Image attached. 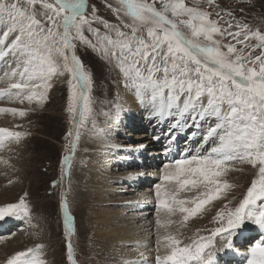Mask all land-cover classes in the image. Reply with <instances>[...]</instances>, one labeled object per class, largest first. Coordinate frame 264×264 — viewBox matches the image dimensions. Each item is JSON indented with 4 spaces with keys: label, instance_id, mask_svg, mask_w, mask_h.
<instances>
[{
    "label": "snow or ice",
    "instance_id": "obj_1",
    "mask_svg": "<svg viewBox=\"0 0 264 264\" xmlns=\"http://www.w3.org/2000/svg\"><path fill=\"white\" fill-rule=\"evenodd\" d=\"M214 2L206 0L208 5ZM199 3L194 0L196 6H189L185 0H117L119 6L112 11L126 31L97 17L95 7L89 17L86 0H0V61L8 65L3 73L7 86L0 87V99L43 105L53 78L67 73V112L74 127V132L67 133L70 152L76 150L92 103V77L75 54L76 41L90 45L114 66L124 87L136 94L152 117H173V128L188 126L189 118L198 127L200 122H208L195 153L181 155L160 169L163 183L155 186V196L156 226L162 231L157 236L155 264H217L218 254L233 249L234 237L246 224L264 232V33L240 22H236L235 32L229 31L231 22L222 29ZM93 22L103 24L108 31L101 34L91 27ZM86 25L94 33L95 43L85 39ZM225 33L243 47L237 49L232 43L221 46L215 37ZM10 36L14 38L6 43ZM257 49L259 54L254 55ZM0 113L26 115L24 109L14 107L0 108ZM24 135L0 128V150L18 143ZM209 143L213 146L203 150ZM71 159V155L65 156L62 164H70ZM235 162L255 170L242 199L235 207L225 204L216 211L213 223L217 226L208 235L197 230L187 242L181 239L173 225L184 227L207 204L235 187L224 179L230 170H242L232 167ZM0 163L8 161L0 157ZM193 191L191 198L180 197ZM60 209L65 235L70 237L73 226L66 193H62ZM178 213L182 218L173 219ZM5 218L31 223L24 197L0 206V220ZM43 247L36 244L17 252L6 264H46ZM67 252L70 264H76L70 240ZM139 256L146 259L143 252ZM246 264H264V236L248 247Z\"/></svg>",
    "mask_w": 264,
    "mask_h": 264
},
{
    "label": "rangeland",
    "instance_id": "obj_2",
    "mask_svg": "<svg viewBox=\"0 0 264 264\" xmlns=\"http://www.w3.org/2000/svg\"><path fill=\"white\" fill-rule=\"evenodd\" d=\"M185 3L189 6H196L194 0H185ZM118 6L117 0H86V14L91 17L92 9L95 7L97 17L109 24L120 25L122 30H126L123 29L120 20L112 11ZM198 6L211 13L210 18L218 20L222 29H226L228 23L231 22L233 27L229 31L235 32L237 30L235 24L240 22L247 23L253 31L259 30L264 33V0H215L213 5H208L206 0H200ZM36 7L39 11V5ZM228 12H231L232 16H228ZM121 18L127 22V17L123 14ZM91 27L99 29L101 34L108 31L103 24L97 22H93ZM0 35H2V26H0ZM83 35L86 40L96 42L94 33L88 31L87 25L84 26ZM13 38L14 36H10L6 43H10V39ZM215 38L220 41L221 46L232 43L237 49L243 47L227 33L223 37L217 35ZM75 43L77 44L75 54L83 63L86 71L91 74L93 83L90 92L91 112L87 114L85 123L80 129V138L74 153L66 147L71 139L67 133L69 130L74 132L67 112V80L69 79L67 73L62 77L53 78L52 87L48 90V98L43 105H37L35 102L29 104L27 101L21 104L18 101L11 102L7 98L0 99V108L14 107L26 111L23 117L0 113V128L25 133L18 143L7 144L4 149L0 150V157L8 161L7 164L0 163V206L17 203L21 197H24L31 215L30 224L19 218L0 220V264H6L7 259L12 255L26 251L36 244L44 246L43 258L46 264H70L67 259L69 240L73 247V259L76 264H123L125 261H138L136 264H155L157 235L153 236V233L157 229V212L156 208H152L154 200L147 204L150 208L145 211L146 214L143 213L144 216L142 214L143 219L139 218L141 226L146 225L143 224L145 218L150 220L151 226L144 228L140 235L139 230L133 233V235L137 234L138 238L151 233L144 247L148 244L154 249H152L150 258L143 259L142 262L137 254L138 246L133 247L128 241L124 243L123 238L121 243L116 244L113 243L115 238L111 237V240L99 238L98 228L104 230L106 226H96V222L101 219L100 217H104L103 213L108 206H111L114 214L108 217L111 220L109 221L110 228L118 227L120 219L127 223L123 231H127L133 223L139 224V220H134L132 214L139 212L140 207L144 205L137 202L138 196L141 195L140 192H151L156 190L157 184L163 183L160 180V169L164 164L178 159V153L181 154V148L186 145L185 140L188 139L182 140L183 144H177L178 148H174L176 151L174 154L169 150L164 155L166 160L160 157L162 156L160 152L166 150L167 144L153 141V136L159 134L158 129H149L152 121L145 122L144 118L137 120V117L142 115L143 117L148 116L149 112L146 107L136 104L137 101L133 99L136 94L124 87L123 78L114 66L99 53L93 51L90 45L81 44L79 41ZM251 43L254 44L256 41L252 40ZM223 50L226 51V49ZM245 51L248 50L245 49ZM258 54L259 49L254 55ZM7 70V63L0 61V87L7 86L3 76L4 71ZM128 97L132 100H126ZM133 104L136 107H133ZM126 122L131 123L128 124L130 126H125ZM114 126L115 129H112L111 127ZM148 129L147 134L145 130ZM191 130L195 134L196 130ZM102 135L105 138L101 137ZM142 135L145 137L149 135L150 138L152 137L149 141L155 142L152 154L144 153L145 148L140 147L143 142L147 141L145 137L139 138ZM122 145L124 149L120 148ZM138 146L139 148L136 149ZM210 147H212L211 143L207 144L203 150L210 149ZM194 148L197 149V147ZM136 150H139L137 154L129 153ZM191 150L192 148L184 155L196 152ZM69 155L72 157L70 164H62L63 158ZM132 155L140 159L139 163L145 160L147 165L137 169L135 167L126 168L134 161ZM232 167L242 170H230L224 179L235 187L220 199L207 204L200 213L191 217L184 227L178 224L173 225L172 230L174 232L178 230L181 239L187 242L188 238L197 234V230L200 235H208L210 230L217 226L213 223L216 211L223 208L225 204L235 207L242 199L252 179L255 178V170L250 165L239 162L232 164ZM64 171L67 172L66 176ZM148 182L150 186L147 185ZM128 184L131 186L127 188ZM105 192L109 198H100ZM62 193H66L67 210L72 217L73 232L70 237L65 235L63 212L60 209ZM194 195L195 191L183 192L180 197L191 198ZM134 197L136 201H130ZM153 198L156 199V197ZM181 218L179 213L173 217V219ZM131 234L128 233L129 238H132ZM258 235V227L251 223L246 224L238 230V234L234 237L233 249L239 247L242 253L247 252L250 244L259 240ZM217 243H219V237H217ZM225 251L218 254V264H230V262L246 264V261L242 262V257L238 259L239 261L237 258L229 260L228 258L232 256L227 257L224 254Z\"/></svg>",
    "mask_w": 264,
    "mask_h": 264
},
{
    "label": "bare ground",
    "instance_id": "obj_3",
    "mask_svg": "<svg viewBox=\"0 0 264 264\" xmlns=\"http://www.w3.org/2000/svg\"><path fill=\"white\" fill-rule=\"evenodd\" d=\"M11 40V39H10ZM127 99H131V97H128V98H126V100ZM133 99H135L136 101V104H139V105H143L141 102H139L140 100L137 98V96L135 95L134 96V98ZM132 100V99H131ZM130 102H132L133 103V101H130ZM135 104H133V107H136V105L134 106ZM130 107H131V105H130ZM131 109V108H130ZM147 109V108H146ZM147 111L149 112V110L147 109ZM125 115H127V114H125ZM142 118H144V120H145V122L146 121H152L153 123L151 124V128H149L150 130L151 129H153V130H156V128L158 129V131H159V134L158 135H156V136H153L154 138H153V141H157V142H162L163 144H167V146H166V150L164 151V152H160V154L162 155V156H160V157H163L164 159H165V154H167V152H169V149L171 150L170 152L172 153V154H174V152H176V151H174V148H178V145L177 144H181L182 142V140H185V139H188L187 141L185 140V142H186V145L185 146H183L182 148H181V154L180 153H178V159L179 158H181V155H184L185 154V149H190V148H192V150L191 151H196L197 149H195L194 147H197V148H199L200 147V145H201V143L203 142V134L202 133H204V131H205V128H206V125H207V121H204V122H200V126L198 127L197 126V124H194V123H192L191 122V119L188 121V126H186V127H183V128H173L172 127V124L175 122V119L173 118V117H170V118H167V119H164V120H160V119H158V118H155V117H152L151 115H150V112H149V114H148V116L147 117H143V115L141 116V117H137V120H142ZM5 120V119H4ZM128 124H131V123H128V122H126V125L125 126H127ZM128 126H130V125H128ZM112 129H115V126L114 127H111ZM194 129V130H196V131H194L195 132V134H193V131L191 130V129ZM149 129L148 130H145V132L148 134V131H149ZM170 129H171V131H170ZM126 131V130H125ZM151 132V131H150ZM149 132V133H150ZM113 133H116V132H113ZM112 133V134H113ZM111 135V134H110ZM101 137H103V138H105V136L104 135H102ZM100 137V138H101ZM130 137V136H129ZM145 136L144 135H142V136H139V138H144ZM173 137H175V139H173ZM146 139H147V141H145V142H143L142 143V146L140 145V147H142V149H144L145 148V150H143V152L144 153H148V154H152L153 152V150L155 149L154 148V145H155V142H151V141H149V140H152L151 138H150V136L148 135V136H146L145 137ZM100 140V139H99ZM199 140H201L202 142H198ZM171 142V143H170ZM150 143H152V145H150ZM183 144V143H182ZM143 145H145V146H143ZM207 146V144H205L204 145V148ZM213 146V145H212ZM165 147V146H164ZM120 148H123L124 149V147H123V145L120 147ZM139 148V146L136 148V149H138ZM127 149H129V147H127ZM195 149V150H194ZM140 151H141V148L139 149ZM139 150H136V151H132V152H129L130 154H137L138 152H139ZM157 151V150H156ZM177 151H178V149H177ZM154 153H157V152H154ZM133 156V159H134V161H133V163H131L130 165H127L126 166V168H132V167H135V169H137V168H141L142 166H144V165H147V162L145 161V160H143L142 162H140L139 163V161H140V159L139 158H137L136 157V155L134 156V155H132ZM170 157V156H169ZM166 160V159H165ZM162 162V161H161ZM164 162H166V161H164ZM163 162V163H164ZM242 168V167H241ZM149 172V171H148ZM141 173V172H140ZM147 175H149V174H147ZM146 175V176H147ZM133 176V175H132ZM150 176V175H149ZM154 176V175H153ZM152 177V176H151ZM138 178V177H137ZM137 183H139V182H137ZM137 185V184H136ZM148 186H150V183L148 182V184H147ZM126 186V185H125ZM131 186V184H128L127 185V188L128 187H130ZM164 187H167V185H165ZM100 189V188H99ZM129 191V190H128ZM155 191L156 190H153V191H151V192H147V191H143V192H140V196H138V198H137V202H140V204H144V205H142V207H140V211L139 212H136V213H134V214H132L131 216L133 217V219L134 220H136V219H138L139 220V224H137V223H133V225H131V227L127 230V231H123V229L126 227V225H127V223L126 222H124V221H122L121 219H120V221H119V224H118V227H112V228H110V224H109V221L111 222V220H109L108 219V217H109V215H111V214H114V212H112V207L111 206H108V207H110V208H108L107 207V210L105 211V213H103V215H104V217H100L101 219H99L97 222H96V226H106V228H104V230H102V229H99L98 227H96V228H98V236H99V238H101V239H109V240H111L112 238H115V240H113V243L114 244H116V243H121L122 242V238H123V241H124V243H125V241L127 242H130L132 245H133V247H137L138 246V250H137V254H139V253H141V252H143L144 253V257H146V258H150L149 256L152 254V249H154V248H151L150 247V245L148 246V244H147V247H144V243H145V241L148 239V235H150L151 233H148L146 236H144L143 238H142V236H141V238L139 237H137V234L136 235H133V233H135L137 230H139L140 232H139V235L140 234H142V232H143V229L144 228H149L150 226H151V223H150V220H148L147 218H145L144 219V221H143V224H146L145 226H141V224H140V219L142 218V214L143 213H145V211H147L148 210V208H150V205H147V204H150V202L152 201V200H154V206L152 207V208H156V199L155 198H153V197H156L155 196ZM130 192H132V190H130ZM135 193V192H134ZM134 193H132V194H134ZM138 193V192H137ZM153 193V194H152ZM132 194H130V195H132ZM151 194V195H150ZM104 197H107V198H109V196L107 195V192H105V193H103L101 196H100V198H104ZM99 198V199H100ZM184 198V197H183ZM130 201H136V198L134 197V199H132V200H130ZM126 208V207H125ZM127 209V208H126ZM101 210V209H100ZM129 210V209H128ZM127 210V211H128ZM144 210V211H143ZM134 211V210H133ZM126 212V211H125ZM124 214V213H123ZM146 214V213H145ZM126 215V214H125ZM112 216V215H111ZM143 216H144V214H143ZM114 218H118V216H114ZM140 218V219H139ZM131 219V218H130ZM129 219V220H130ZM143 219V218H142ZM112 223H113V221H112ZM7 228L9 229L10 227L7 225ZM6 230V229H5ZM145 231V230H144ZM148 231V230H147ZM159 232L160 230H158V229H156L154 232L155 233H153V236H158V234L159 233H157V232ZM128 233H132L131 235H132V238H129L128 237ZM157 236H156V238H157ZM259 237V240L261 239V237L262 236H264V232H262L260 229H259V235H258ZM112 237V238H111ZM258 241V240H257ZM256 241V242H257ZM248 243V242H247ZM149 244H151V243H149ZM16 245V244H15ZM130 245V244H129ZM140 246V247H139ZM232 250H235V251H231V250H226L225 252H224V254L227 256V257H229V255H231L232 257L231 258H228L229 260H232L233 258H237V261H239L238 259L240 258V257H242L241 258V260H242V262H244V261H246V257H247V252H245V253H242L240 250H239V247L238 248H234V249H232ZM237 251H238V253H237ZM223 254V253H222ZM224 254H223V256H224ZM237 254V255H236ZM139 256V255H138ZM139 259L141 260L140 262H142V259L139 257ZM155 259V258H154ZM216 260H218V257L216 258ZM153 261V260H152ZM125 262H130V261H125ZM125 262L123 263V264H125ZM138 262V261H137ZM137 262H134V264H136ZM152 264V263H151ZM217 264H218V261H217ZM230 264H232L231 262H230Z\"/></svg>",
    "mask_w": 264,
    "mask_h": 264
}]
</instances>
